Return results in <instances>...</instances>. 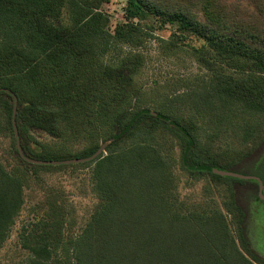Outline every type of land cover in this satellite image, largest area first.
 Masks as SVG:
<instances>
[{"label":"trees","instance_id":"1","mask_svg":"<svg viewBox=\"0 0 264 264\" xmlns=\"http://www.w3.org/2000/svg\"><path fill=\"white\" fill-rule=\"evenodd\" d=\"M104 1L107 0L92 5L90 0H0V113L4 116L6 112L12 125L17 117L20 130L15 137L29 129H39L58 139L88 140L91 146L75 158L90 157L101 148L107 151L91 162L94 189L100 198L91 217L72 236L69 228L75 221L69 219L71 212L54 197L45 217L34 219L30 228L21 233L28 256L24 263L241 261L244 255L236 248L235 240L245 252L251 251L248 216L243 212L235 235L227 231L220 213L205 219L203 214L185 212L177 202L173 174L163 149L148 140L162 125L179 130L185 140L186 168L209 170L224 180L252 183L251 199L259 198L258 179L229 177L214 169L256 176L264 185V150L246 171L200 161L194 155L195 124L184 125L153 110H137L135 105L129 109L136 97L134 76L142 65V56L129 53L114 65L105 64L102 56L119 42H140L143 32L139 23L129 20L111 33L107 28L109 17L101 9ZM126 2L128 19L158 14L164 23L178 24L184 31L216 41L217 50L225 51L218 53L220 64L206 63L214 73L209 89L175 93L174 97L181 99L186 95L183 99L188 101L191 115L204 116L215 127L213 138L218 137L219 126L230 123L238 112L252 119L238 126L245 131L244 140L264 125V41L257 32L243 31L241 37H231L234 41L220 39L204 31L201 21L181 9L165 8L148 0ZM236 57L244 61L235 64L239 61ZM132 135L135 139L119 147ZM96 140L103 143L99 145ZM39 147L18 153L21 162L17 159L11 171L0 158V247L10 238L24 206L29 168L53 166L27 158L72 159L57 156L46 146ZM188 158L191 162H187ZM240 199L247 201L245 197ZM235 204L232 198V208L228 209L239 213Z\"/></svg>","mask_w":264,"mask_h":264},{"label":"rangeland","instance_id":"2","mask_svg":"<svg viewBox=\"0 0 264 264\" xmlns=\"http://www.w3.org/2000/svg\"><path fill=\"white\" fill-rule=\"evenodd\" d=\"M90 1L92 5L98 2ZM148 1L165 8L185 11L203 23L201 27L204 31L210 32L212 36L217 35L220 39L234 41L231 37H241L243 31L252 30L264 41V0ZM126 4V0L103 2L101 9L109 17L107 28L114 33L117 27H123L121 24L132 20L140 24L143 32L141 40L136 44L119 42L111 46L102 56V61L114 65L120 63L126 55L129 56V53H139L142 56V65L134 76L136 97L129 109L135 105L137 110H153L171 116L184 125L192 122L197 126L193 130L197 138V147L194 150L196 159L211 164L220 163L235 170L250 169L264 150V125L256 128L253 136L246 141L243 138L245 131H241L243 127L238 126H244L247 119H252L248 118L247 114L238 112L232 116L230 123L219 126L218 137L213 138L215 127H212L204 116L191 115L189 103L183 99L186 95L181 99L174 98L175 93L185 94L191 90L204 92L209 89L214 80V73L206 67V63L220 64L218 53L225 51L217 50L216 41L209 42L193 31H184L178 24L164 23L163 16L158 14H148L141 19H128L125 13ZM236 59L239 61H235V64L244 61L242 58ZM249 61L252 63L253 60ZM228 71L231 72L232 69L229 68ZM1 106L0 104V108ZM3 114L0 113V158L10 171L17 159L21 162L18 153L21 155L25 149L32 146H46L53 154L60 157L70 156L72 159L91 146L86 139L67 141L39 129H29L20 137H15L20 130L17 117L13 118L12 125L6 112L4 116ZM132 139H135L133 135L122 141L119 147H123ZM149 141L163 149L161 152L167 157L169 170L173 174L177 202L183 205L185 212L203 214L205 219H211L220 213L225 218L227 231L235 235H238V225L239 222L242 223L244 212L249 221L251 251L245 252L240 246L241 243L239 245L235 240L236 248L244 255V258L235 264H264V196L259 195V198L251 199L254 193L253 184L214 177L209 170L199 172L186 168L183 163L184 137L170 125H162L153 131ZM95 142L99 145L103 143L98 140ZM106 153V149L101 148L95 157L83 161H64L49 167L29 168L27 185L24 188L25 203L11 228L10 238L0 247V264H25L28 256L22 246L21 233L26 227L30 228L29 224L34 219L45 217L54 197L71 212L69 219H74L75 222L69 229L73 233L72 236L76 235L77 230L87 222L100 202L94 189V164L91 165V162L100 154ZM187 162H191L189 158ZM239 197H245L247 201H241ZM232 198L239 213L228 209L232 208Z\"/></svg>","mask_w":264,"mask_h":264},{"label":"water","instance_id":"3","mask_svg":"<svg viewBox=\"0 0 264 264\" xmlns=\"http://www.w3.org/2000/svg\"><path fill=\"white\" fill-rule=\"evenodd\" d=\"M97 155V152L95 154H93L92 156L90 157H86V158H74V159H66V160H62V161H59V160H39V159H29L30 161H33V162H36V163H44V164H56V163H62L64 161H75V162H79V161H83L85 159H90V158H93ZM216 172H219L223 175H233V176H240L242 178H251V177H254L256 179L259 180V184H260V189H259V194L261 196H264L263 194V189H264V185H263V182L261 179H259L258 177L256 176H250V175H243V174H240V173H236V172H232V171H226V170H223V169H218V168H215L214 169Z\"/></svg>","mask_w":264,"mask_h":264}]
</instances>
